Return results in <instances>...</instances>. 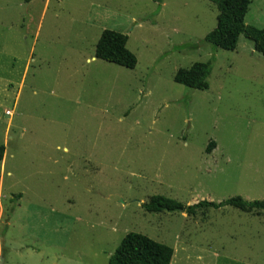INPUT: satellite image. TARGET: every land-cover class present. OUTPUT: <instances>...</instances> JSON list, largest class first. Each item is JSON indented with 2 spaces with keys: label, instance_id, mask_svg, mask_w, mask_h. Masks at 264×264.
Instances as JSON below:
<instances>
[{
  "label": "rangeland",
  "instance_id": "1",
  "mask_svg": "<svg viewBox=\"0 0 264 264\" xmlns=\"http://www.w3.org/2000/svg\"><path fill=\"white\" fill-rule=\"evenodd\" d=\"M216 17L209 0H0V264H108L130 232L170 264H264V210L141 206L264 199V57L207 43ZM244 22L264 29V0ZM104 29L133 69L91 59ZM210 59L207 89L174 82Z\"/></svg>",
  "mask_w": 264,
  "mask_h": 264
},
{
  "label": "trees",
  "instance_id": "2",
  "mask_svg": "<svg viewBox=\"0 0 264 264\" xmlns=\"http://www.w3.org/2000/svg\"><path fill=\"white\" fill-rule=\"evenodd\" d=\"M28 1V0H25ZM217 9L216 25L206 34L204 40L213 47L234 50L240 36L253 43L255 51L264 57V29L244 22L250 0H209ZM128 36L110 29H104L94 48V57L128 69L136 66V56L127 48ZM212 69V59L195 62L189 68H180L174 74V82L196 90L208 88V76ZM215 142L206 149L210 152ZM2 148H0V157ZM142 208L149 213L184 212L193 216L201 209H219L230 206L243 212L264 210V199L248 201L241 196L230 197L220 202L201 200L185 205L162 195L151 196ZM173 248L157 242L148 236L127 233L108 259V264H170Z\"/></svg>",
  "mask_w": 264,
  "mask_h": 264
},
{
  "label": "crops",
  "instance_id": "3",
  "mask_svg": "<svg viewBox=\"0 0 264 264\" xmlns=\"http://www.w3.org/2000/svg\"><path fill=\"white\" fill-rule=\"evenodd\" d=\"M91 59H97V58L94 57V58H91Z\"/></svg>",
  "mask_w": 264,
  "mask_h": 264
}]
</instances>
